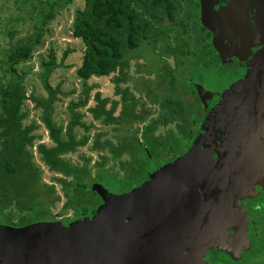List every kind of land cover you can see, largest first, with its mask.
Instances as JSON below:
<instances>
[{"label":"trees","instance_id":"1","mask_svg":"<svg viewBox=\"0 0 264 264\" xmlns=\"http://www.w3.org/2000/svg\"><path fill=\"white\" fill-rule=\"evenodd\" d=\"M68 1L64 0V3ZM82 1L83 7L77 8L72 18V33L83 44L82 59L76 69L83 91L76 101L69 102L67 122H57L53 117L54 103L60 92L48 81L52 70L60 64L56 63L54 55L50 54L49 59L41 63L43 73L40 77L46 97L33 93L27 95L24 84L27 73L18 71V65L28 60L45 33L44 26L53 16L51 1H39L40 9H45L44 16L34 18L37 23L32 30L27 29L17 39H10L8 48L1 50L0 222L25 225L38 219L56 217L51 207L60 200V196L56 195L53 184L43 180L44 170L35 160L33 147L43 166L49 172L60 175L52 179L60 185L65 196L58 212V216H62L69 209L78 215L95 208L99 197L92 184L117 175L106 171V163H119L124 169L123 174L133 177L137 183L145 174L149 155L154 158L159 156V152L163 155L168 151L180 155L192 138L189 131L191 125L185 123L192 103L187 102L182 94H196L190 75L202 56L198 37L194 36L196 25L190 22L187 14L181 13L182 2L186 0ZM158 46L166 55L161 63L155 58H148V51L154 52ZM202 47L205 48V45ZM143 51H146L145 55ZM138 58L156 69L137 70L150 75L139 78L141 86L137 91L145 92L150 98L155 92L153 86L159 80L158 85L166 83L171 92L160 101V117L147 123L149 112L143 105L137 109L142 97H136L128 86L121 87V83L132 80L129 74L131 60ZM112 73L115 74L113 82L119 99L102 97L100 91L91 95L95 84L88 85V80ZM27 99L40 109L39 121L46 129L51 144L36 143L42 138V134L37 133L40 123L35 120L25 123L29 116L24 109ZM90 100L93 104H89ZM84 107L94 120L116 125L121 131L116 142L101 140L103 134L100 132L92 139L91 149L101 154L100 161L95 163L99 168L96 176L91 175L88 166L90 157L82 165L73 164L65 158L90 141L88 132L92 124L83 121L81 108ZM162 117L165 122H177V131L170 130L166 139L156 133ZM135 124L142 127L137 128ZM78 128L83 129L84 134L79 136ZM126 156L128 158L123 161Z\"/></svg>","mask_w":264,"mask_h":264},{"label":"water","instance_id":"2","mask_svg":"<svg viewBox=\"0 0 264 264\" xmlns=\"http://www.w3.org/2000/svg\"><path fill=\"white\" fill-rule=\"evenodd\" d=\"M200 1L201 24L216 33V23L225 21L213 17L226 7ZM250 78L251 99L213 72L192 76L206 110L185 152L162 165L151 161L145 178L130 189L115 177L95 181L101 201L94 212L25 225L0 222V264L202 263L206 248L226 237L235 197L264 167V128L257 141L243 136L252 125L249 115L258 118L261 111L264 118V75Z\"/></svg>","mask_w":264,"mask_h":264},{"label":"rangeland","instance_id":"3","mask_svg":"<svg viewBox=\"0 0 264 264\" xmlns=\"http://www.w3.org/2000/svg\"><path fill=\"white\" fill-rule=\"evenodd\" d=\"M41 0H0V59L2 57L1 50L8 48L9 40H15L19 36H22L27 32V29H33L37 23L34 18H42L45 9H40L38 2ZM53 7V16L49 18L45 24V33L40 40V42L34 47V50L28 60L24 63L18 65V71L26 72L24 79V84L26 86V94L31 93L36 96L46 97L47 92L43 87L41 80V75L43 69L41 63L49 59V55L52 54L55 57L56 63H60L56 68H54L48 77L52 87H58L59 93L57 94L58 100L54 103V120L60 122L63 120L67 122L68 120V110L67 106L69 102L76 101L78 96L82 95V82L76 76V69L79 66L82 59L83 44L80 39L73 36L72 33V18L74 12L77 8L83 7L82 0H69L64 3V0H50ZM11 33V34H10ZM146 51L142 54L145 55ZM139 54V53H137ZM165 54L158 46L154 52L148 51V58L155 60L159 63L164 60ZM138 65H140L138 67ZM1 67V65H0ZM153 70L156 67L150 68V65L145 64L142 58L136 60H131V67L129 74L133 77L132 80L121 83V87L124 88L128 86L130 91L134 93L136 97H142L141 102L137 106V109L141 108L143 105L146 112L148 111V116L145 122L150 119H157L161 114L160 101L164 98V95L169 92L170 88L166 83L163 85L154 84V94L152 97H147L145 92H138L137 89L140 88V79L145 75V77H150L149 74L143 72H137V70ZM152 71V72H153ZM3 72L0 70V77ZM115 74H110L108 76L92 77L88 80V85L95 84V87L91 90L92 95L95 91H100L102 97H109L110 99H119V95L115 94V86L113 82V77ZM154 77V74L151 78ZM158 93V94H157ZM157 94V95H155ZM89 104H93L90 100ZM24 109L28 112V119L25 123L30 120H35L40 123V109L34 107V103L27 99L24 105ZM82 113H84L83 121L86 124H92L88 134L90 136V141L87 145L80 147L76 152L68 154L65 156L73 164L82 165L86 159L91 158L89 162V167L92 176H96L98 172V166L95 163L100 161V153L95 152L91 149V142L95 134L100 132L103 135L101 140L109 139L113 142L118 140L119 134H121L120 128L116 125H106L99 120H94L92 116L87 112V108H81ZM119 111V108H118ZM145 112V111H144ZM163 118V117H162ZM168 124H159L156 133L167 134L170 130L176 131L175 123L173 121H168ZM135 127L141 128V124H135ZM38 134H42V138L37 140L38 142H45L51 144L47 131L44 126L40 123L37 129ZM78 135L84 134L83 129H77ZM35 160L43 168V180L49 184H53L55 187L56 195L60 196V200L52 205L51 210L53 215L58 216V212L65 202V196L60 185L53 181V176H60L49 172L45 166L40 162L39 155L35 152V147H33ZM128 157H124L123 161ZM104 168L108 173L117 174L113 175L119 179L121 185L124 188H131L135 186L136 181L133 177L124 175V169L117 163L115 165L112 162L105 164ZM112 176V175H111ZM104 179V178H103ZM72 214V210L65 212V216Z\"/></svg>","mask_w":264,"mask_h":264},{"label":"flooded vegetation","instance_id":"4","mask_svg":"<svg viewBox=\"0 0 264 264\" xmlns=\"http://www.w3.org/2000/svg\"><path fill=\"white\" fill-rule=\"evenodd\" d=\"M216 1L218 6L226 7V9H223L222 14L218 16L214 15L213 17V21L220 20L221 17L225 21V26L217 25L216 23V33L201 24L200 0H186L182 2V15L187 14L190 17V22L192 21L196 25L197 33H194V36L198 37V48L202 56V59L197 61L193 67V73L190 75V79L197 73L213 72L218 77L229 79L230 83L235 82V89L239 90L237 93L249 94L251 99L253 93L250 91V87H253L255 84H253L250 74L255 76L264 75V0ZM198 21L202 27H200ZM223 27H225V34L221 33L224 30ZM214 36L216 40L213 42ZM221 40L223 41L222 43ZM202 45H205V48ZM217 48H220L221 52ZM253 66L257 68L251 70ZM244 81H246L245 84L238 86V84ZM220 87H222V84ZM193 88L196 94L193 92L182 94V97L187 102L192 103L185 118V123L191 125L189 131L192 138L185 151L195 138L206 110V106L200 100L194 86ZM235 96L238 97V95ZM250 105L251 103L246 104V108H251ZM258 113V118L252 117L251 115L247 118L246 123H248V126L252 124L243 131L244 140L248 143L249 141H257L264 128L263 113L261 111H258ZM152 120L154 119H150L149 121ZM165 121L162 118L160 123L163 125L168 124V121ZM173 122L175 124L177 123L175 120ZM166 136V134H160V138H165ZM169 152L163 155L159 152V156L154 158L149 155V162L146 166L145 174L139 182L145 178L147 168L151 161L162 165L179 156L175 155L174 151ZM257 167L255 166L254 170H257ZM255 178L251 182V185L253 184L252 187H254L255 182L258 183L255 189L252 190V187H249V190L238 194L234 199L231 211H235L236 215L234 216V221L226 229V237L206 248L202 263L197 262L196 264H264L263 165L258 167ZM100 201L101 199L99 198L95 208L89 212H94ZM78 215L72 213L69 216H56L52 219L73 218ZM219 242L221 243L219 244ZM189 264L194 263L190 262Z\"/></svg>","mask_w":264,"mask_h":264}]
</instances>
